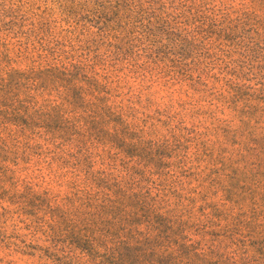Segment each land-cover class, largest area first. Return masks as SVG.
<instances>
[{"label": "rangeland", "instance_id": "374dc122", "mask_svg": "<svg viewBox=\"0 0 264 264\" xmlns=\"http://www.w3.org/2000/svg\"><path fill=\"white\" fill-rule=\"evenodd\" d=\"M0 264H264V0H0Z\"/></svg>", "mask_w": 264, "mask_h": 264}]
</instances>
